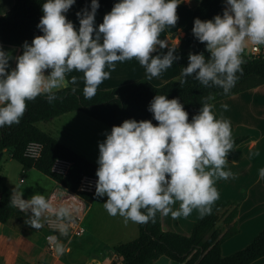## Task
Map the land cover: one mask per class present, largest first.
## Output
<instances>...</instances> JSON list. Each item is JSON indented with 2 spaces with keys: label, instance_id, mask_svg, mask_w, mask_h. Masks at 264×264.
Returning <instances> with one entry per match:
<instances>
[{
  "label": "clouds",
  "instance_id": "9594fccd",
  "mask_svg": "<svg viewBox=\"0 0 264 264\" xmlns=\"http://www.w3.org/2000/svg\"><path fill=\"white\" fill-rule=\"evenodd\" d=\"M75 2L43 0V14L36 25L42 34L31 42L25 40L22 52L15 56L0 46V127L18 124L26 102L38 95H46L50 103L55 100L73 70L83 73V95L91 99L117 61L135 57L150 80L178 59L176 47H167L161 54L158 46H167L160 34L166 26L177 24V7L185 0H115L98 24L100 3L91 0L76 12L78 27L67 17ZM223 2L222 13L210 19L194 18L191 31L209 55L190 52L178 81L183 85L192 76L227 95L243 72L247 43L264 45V0ZM71 82H77L75 75ZM214 100V93L204 96L199 111L189 119L178 97L159 93L147 106L152 119L127 118L105 131V138L98 141L94 195L107 196L103 206L110 216L119 215L124 223L147 224L155 222L157 213L173 219L187 217L193 210L201 218L212 213L220 198L216 180L233 175L225 165L235 144L231 121L217 115ZM221 107L227 110L229 105ZM258 175L264 179V167ZM22 193L14 188L10 203L31 213V226L38 229L46 215H55L60 233L67 235L74 211L71 203L56 204L39 192L25 199ZM68 250L62 243L56 247L58 254Z\"/></svg>",
  "mask_w": 264,
  "mask_h": 264
},
{
  "label": "crops",
  "instance_id": "0c3cea01",
  "mask_svg": "<svg viewBox=\"0 0 264 264\" xmlns=\"http://www.w3.org/2000/svg\"><path fill=\"white\" fill-rule=\"evenodd\" d=\"M222 4L224 6L223 0ZM201 0H185L177 7L179 19L175 26H166L160 38L166 41L167 46L158 52L163 54L167 47H176L178 56L172 66L162 71L158 77H151L155 85H162L180 76L179 55L181 37L184 35L183 26L190 19L193 8ZM15 4V0H0V15L7 13ZM110 10H106L108 12ZM103 14V15H104ZM103 15L96 19L97 24L102 22ZM74 25H79L75 15ZM5 50L13 56L21 53V47L0 42ZM252 42H248L242 53L253 55ZM264 47V45H260ZM157 53H153L155 55ZM15 60L10 61L15 66ZM116 76L105 79L97 89H110L118 85L147 78L145 68L133 57L123 62L117 61ZM107 70V69H106ZM75 75L77 82L73 84L71 77ZM68 84L84 87L83 73L77 70L67 73ZM228 104L224 109V117L234 124V137L247 136L248 138L238 144L228 155L226 170L233 173L228 179L216 180L220 198L216 202L230 200L237 206L236 216L239 232L222 244V255L228 256L244 248L249 242L264 229V179L259 178V169L264 167V84L247 91L232 95L220 100ZM234 102V114L230 113V104ZM217 112V111H216ZM218 114V113H217ZM219 116V115H218ZM42 130L48 132L59 141L82 154L87 159L97 164L99 155L98 141H102L106 130L111 127L105 122L92 117L81 110H72L52 118L49 121L36 123ZM0 155V189L3 186L23 190V198H30L36 192L44 193L51 197L56 204L71 203L74 212L83 215L84 233L82 236L65 235L66 239L57 236L54 248L50 247L48 235L50 229L46 226V215L42 219L40 228H30L16 218H11L5 223H0V264H114L119 257L114 246L128 242L139 234L138 223L129 221L124 223L119 215L110 216L103 206L107 196L97 198L88 203L80 196L65 189L52 177L36 168L24 169L23 165L12 158V149H4ZM18 163L17 174L10 172V165ZM98 165V164H97ZM215 202V203H216ZM178 203L173 207H178ZM98 205L92 217H89L94 205ZM225 211H222V214ZM30 215L31 213H27ZM200 216L196 210L187 216L173 219L171 215H161L162 228L165 231L178 232L190 235L193 225ZM91 221H90V219ZM218 226L225 224L220 219ZM58 243L68 248L63 254L56 252ZM27 258H33L31 261ZM153 264H186L162 255ZM251 264H264V256L256 259Z\"/></svg>",
  "mask_w": 264,
  "mask_h": 264
},
{
  "label": "trees",
  "instance_id": "16d2710c",
  "mask_svg": "<svg viewBox=\"0 0 264 264\" xmlns=\"http://www.w3.org/2000/svg\"><path fill=\"white\" fill-rule=\"evenodd\" d=\"M42 2L43 0H15L14 6L7 13L0 15V42L21 47L25 40L31 42L35 35L42 34L36 27L43 14ZM90 2L91 0H76L67 13L68 19L73 21L76 12L90 5ZM99 3L95 19L100 18L106 10H111L115 0H99ZM223 7L221 0H201L193 8L190 19L183 26L184 35L181 37L178 60L180 73L189 62L190 52L203 51L206 57L209 55L204 43L199 42L191 31L194 18L210 19L215 14L222 13ZM242 58L243 72L238 73L239 79L227 95L219 87L203 86L192 76L187 77L183 85L179 84L178 79L155 85L149 79L141 78L114 88L97 89L91 99L84 97V87L72 85L57 91V98L51 103L46 95H38L34 100L26 102L25 114L18 124L0 127V152L12 149V158L20 162L24 169L34 167L52 177L68 191L78 193L82 199L92 203L96 196L80 192L78 187L84 174L96 175L98 165L42 130L36 125L38 121H49L72 110H81L110 127L120 124L127 118L152 119V113L148 111L147 106L152 97L159 93H166L168 98L178 97L191 119L192 115L199 111L203 97L209 93L215 94V100L212 102L214 103L264 84V54L242 53ZM153 123L157 122L153 120ZM231 124L235 148L248 137H234V124L232 122ZM32 140L43 143L42 155L38 159L24 155L27 144ZM59 157L72 162L69 173L65 176L52 170L54 161ZM12 194L8 186L0 189V223L16 218L24 225L34 228L29 224V215L10 203ZM222 211L225 213L222 214ZM237 214L238 209L234 202L230 200L216 202L212 213L203 218L199 217L193 225L191 234L184 235L163 230L161 214L157 213L155 222L138 223L139 234L136 238L114 246L120 261L114 264H153L162 255L186 264H251L264 256V229L244 248L228 256L222 255V244L239 232ZM220 219L225 224L224 229L218 226ZM59 237L67 238L61 233Z\"/></svg>",
  "mask_w": 264,
  "mask_h": 264
},
{
  "label": "built area",
  "instance_id": "2783aa9c",
  "mask_svg": "<svg viewBox=\"0 0 264 264\" xmlns=\"http://www.w3.org/2000/svg\"><path fill=\"white\" fill-rule=\"evenodd\" d=\"M252 51L254 54H261V53L264 54V47L253 44ZM42 151H43V143L37 140H32L27 144L24 151V155L32 159H38L42 155ZM71 165L72 162L70 160L59 157L54 161L52 170L55 173L65 176L69 173ZM96 179L97 177L94 174H84L80 179L78 191L94 194ZM74 194L78 195V193H74ZM45 222H46V226L50 229L48 239L50 242V247L53 249L55 240L57 239L58 234H60L59 231L60 221L57 219L55 215H49L46 218ZM82 223H83V215L73 211L72 221L69 226L67 235L82 236L84 233V227ZM50 237H56V239L53 240L50 239ZM36 264H48V263L39 262Z\"/></svg>",
  "mask_w": 264,
  "mask_h": 264
},
{
  "label": "rangeland",
  "instance_id": "374dc122",
  "mask_svg": "<svg viewBox=\"0 0 264 264\" xmlns=\"http://www.w3.org/2000/svg\"><path fill=\"white\" fill-rule=\"evenodd\" d=\"M79 26V25H78ZM77 26V27H78ZM179 78V77H178ZM177 78V79H178ZM234 102H232L231 104H230V106H231V110H230V113L231 114H234ZM221 105H222V103H221V101H216V102H214V109H215V111H217V113H218V115H224V109L221 107ZM18 163H12L11 165H10V172H12L14 175L15 174H17L18 173V171H19V167H18V165H17ZM97 204L96 205H94V207H93V209L91 210V213L89 214V217L91 218L92 217V215H93V213H95V210L97 209ZM89 218V219H90ZM90 221H91V219H90ZM250 243V242H249ZM28 260H32L33 258H27Z\"/></svg>",
  "mask_w": 264,
  "mask_h": 264
},
{
  "label": "bare ground",
  "instance_id": "6f19581e",
  "mask_svg": "<svg viewBox=\"0 0 264 264\" xmlns=\"http://www.w3.org/2000/svg\"><path fill=\"white\" fill-rule=\"evenodd\" d=\"M116 75H117V71H116V69L111 70V75H110V76H116Z\"/></svg>",
  "mask_w": 264,
  "mask_h": 264
},
{
  "label": "water",
  "instance_id": "95a60500",
  "mask_svg": "<svg viewBox=\"0 0 264 264\" xmlns=\"http://www.w3.org/2000/svg\"><path fill=\"white\" fill-rule=\"evenodd\" d=\"M2 153L0 152V155H1Z\"/></svg>",
  "mask_w": 264,
  "mask_h": 264
}]
</instances>
